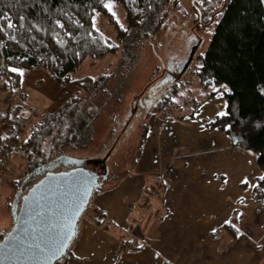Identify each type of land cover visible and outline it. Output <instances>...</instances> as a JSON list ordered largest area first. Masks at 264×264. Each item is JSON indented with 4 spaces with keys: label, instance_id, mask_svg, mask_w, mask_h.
Here are the masks:
<instances>
[{
    "label": "trees",
    "instance_id": "1",
    "mask_svg": "<svg viewBox=\"0 0 264 264\" xmlns=\"http://www.w3.org/2000/svg\"><path fill=\"white\" fill-rule=\"evenodd\" d=\"M111 0H0V79L2 90L21 89L22 70L43 68L49 71L61 86L79 90L55 112L46 116L31 129L23 142L27 168L17 201L49 170L61 171L76 166L75 159L85 166L100 165L102 182L94 190L92 200L110 179L108 160L119 138L136 121L138 111L131 110L122 121L116 139L110 141L105 154L94 163L92 157L67 153L77 147H88L94 133L97 110L84 107L79 93L85 91L88 100L103 94L109 76L73 78L87 58L103 59L117 54L118 47L94 24L96 14L105 16L117 29L119 37L127 31L107 7ZM125 9L129 27L153 25V33L161 35L166 29L169 2L179 0H114ZM221 18L216 32L202 56L196 75L203 88L225 85L226 115H217L207 126L230 136L232 144L257 155L262 175L253 187V196L264 207V8L261 0H228L217 10ZM214 13H212L213 15ZM11 24L12 27H8ZM62 25V27H61ZM18 69L20 71H12ZM177 85L169 95L156 101L154 107L173 102ZM109 100V96L107 100ZM86 103V102H85ZM86 105V104H85ZM198 106L194 102V107ZM148 109L145 116L148 115ZM117 121V120H115ZM111 129V138L114 136ZM121 135V136H120ZM86 138V139H85ZM92 200L90 204L92 203ZM89 204V206H90ZM88 206V208H89ZM87 208V209H88ZM235 219L225 224L227 230L238 234ZM1 234V233H0ZM5 232L2 234V238ZM1 238V239H2ZM0 239V240H1ZM65 255L55 264H65Z\"/></svg>",
    "mask_w": 264,
    "mask_h": 264
},
{
    "label": "rangeland",
    "instance_id": "2",
    "mask_svg": "<svg viewBox=\"0 0 264 264\" xmlns=\"http://www.w3.org/2000/svg\"><path fill=\"white\" fill-rule=\"evenodd\" d=\"M227 2L228 0H179L177 4L169 2L165 5V8L170 10L166 21L167 29L161 35L153 33V25L140 28L129 27L126 23L124 7L114 0L109 1L107 7L115 16L117 22L125 28L127 36L119 37L117 29L105 16L99 13L95 15V27L104 32L113 45H117L118 52L115 55L110 54L98 60L87 58L81 67L71 73L73 78L96 77L104 74L110 76L102 90L103 94L97 95L96 99L88 100L85 91L79 93L83 101L86 102L83 106L86 108L90 105V108L97 110L99 116L94 122V133L88 147L72 148L67 153L92 157L94 163L96 161L98 164V160L101 158L97 157L105 154L106 147L109 146V139H111L110 141L116 139L115 133L121 130L122 121L126 118V115L133 109L138 111L136 121L132 123L127 133L120 135L119 142L111 152V157L108 160L110 179L106 186L100 189L99 193L117 188L118 184L126 183V178L131 174H136L141 165V169L148 170L147 164L151 165L149 161L151 154L146 153L144 155L143 148L148 145L147 150L155 149L150 142L151 138L147 137L150 116L156 113L154 109L157 108H153V106L162 96L171 94L176 85L180 92L183 90L184 96L191 94L192 81H195L196 78L194 71L202 63V56L208 49L220 22L221 14L217 10L224 8ZM212 13L214 14L212 15ZM21 73V89L2 90L3 80L0 79V123H6L5 136L14 137L13 152L16 143L22 142L23 144L29 138L31 129L35 124L40 123L46 116L55 112L79 90L77 87L59 85L53 75L43 68L22 70ZM108 96L109 100L106 101ZM64 98H66L65 101ZM170 107L168 105L158 107L159 111H162V119L174 118L171 116L173 112L171 113ZM150 108L151 111L146 119L145 112ZM179 116L176 115V117ZM20 123H22V126H20ZM113 126L114 136L111 138L110 132ZM27 130H29V133H27ZM19 137H22V139ZM23 137H26L25 140ZM252 154L255 153L252 152ZM7 161L9 162V160ZM101 164L100 162L96 166ZM254 168L257 170L256 167ZM8 172H10L9 169L6 175H8ZM160 172L159 169L154 170L147 177L145 176L147 186L151 184L150 188L152 189L143 190L144 199L138 202L140 208L136 211L135 223L133 222V226H135L129 230L127 235L118 233L115 237L114 246L117 252L122 253L125 251V247H127L125 245L127 243L126 238L130 236L131 239H136L137 244L142 241L140 234L136 238L133 237V234H135V230L143 228L144 221L150 218L154 201L164 194L165 186L163 188L161 185L164 178L159 174ZM253 174L254 171L247 174L249 177L245 178L248 183L245 184L246 188L242 187L249 202L252 198L257 201L253 196V187H251V183L256 179L253 178ZM6 175H3L0 179L6 178ZM155 175L157 176L155 177ZM153 176L155 178L152 180L151 177ZM149 180H152L153 183L157 181V183L153 184L151 182L149 184ZM134 181H138V178L134 177ZM18 189L21 190V186ZM10 195L4 192L0 196V239L3 232L6 234L14 224L12 217L14 198L13 195ZM131 206L132 203H129V209H131ZM249 210H254L256 213V218H249L248 220V235L250 237L255 236V238L237 239L238 242H235L236 240L229 234L225 235L226 239L219 240L221 248L216 250L219 254L216 251L213 253L217 257L224 258L223 253L225 251L236 249L237 254L231 251V254L234 255L225 256L226 261L224 263L217 261L216 264H264V207H257L256 209L249 206ZM81 219L86 220V222L93 221L105 228L110 224L108 215L98 205L94 204L93 200ZM251 220L254 222L252 228L250 227ZM186 224H180V227H186ZM235 224L238 228L236 219ZM215 235L213 234V237ZM76 240L77 237L69 247L70 250ZM203 246L201 244L200 248L195 249V256L198 257L195 264H212L215 255L201 254Z\"/></svg>",
    "mask_w": 264,
    "mask_h": 264
},
{
    "label": "crops",
    "instance_id": "3",
    "mask_svg": "<svg viewBox=\"0 0 264 264\" xmlns=\"http://www.w3.org/2000/svg\"><path fill=\"white\" fill-rule=\"evenodd\" d=\"M191 87L189 96H184L183 90L178 89L173 102L167 104L171 106L173 119H162V111L160 113L158 107L154 109L156 113L148 121L147 137L151 138L155 149L147 150L148 145L143 148L144 155L151 154V165L147 164L148 170L141 169V165L136 174L126 178V183L96 194L93 202L108 215L110 224L105 228L81 219L77 240L65 264H195L198 258L195 249L201 244L204 245L201 254L215 255L212 264L224 263L225 256L237 254L236 249L225 251L224 258L213 253L220 250L219 240L226 239L225 235L229 234L235 242L255 238L248 235V220L256 218L255 211L249 210V206L256 209L262 206L253 198L249 202L242 187L246 188L250 172L254 171L253 178L256 179L262 175L257 155L234 146L229 135L207 126L218 113L225 112L227 86L205 89L196 75ZM194 102L198 103L196 108ZM26 168L25 152L19 142L9 158L10 172L0 179V196L7 192L13 195L14 202L17 201L20 193L17 184ZM152 169L161 171L164 194L154 201L150 218L144 221L143 228L133 234L134 238L140 234L142 241L137 244L130 236L126 238L125 251L117 252L115 237L118 233L127 235L135 226L136 211L140 208L138 202L144 199L143 190L149 189L157 176L151 177L147 186L146 177L154 171ZM134 177L138 181H134ZM256 179L251 187L255 186ZM129 203H132L131 209ZM13 214L12 210V217ZM234 219L238 222L236 236L225 227ZM250 222L252 228L254 222ZM185 223L186 227H180ZM213 234L216 235L213 237ZM231 251L235 253L231 254Z\"/></svg>",
    "mask_w": 264,
    "mask_h": 264
},
{
    "label": "water",
    "instance_id": "4",
    "mask_svg": "<svg viewBox=\"0 0 264 264\" xmlns=\"http://www.w3.org/2000/svg\"><path fill=\"white\" fill-rule=\"evenodd\" d=\"M73 162L67 170L47 171L14 202L13 227L0 240V264H55L66 254L103 177L100 166Z\"/></svg>",
    "mask_w": 264,
    "mask_h": 264
},
{
    "label": "built area",
    "instance_id": "5",
    "mask_svg": "<svg viewBox=\"0 0 264 264\" xmlns=\"http://www.w3.org/2000/svg\"><path fill=\"white\" fill-rule=\"evenodd\" d=\"M6 123L2 122L0 123V137H1V141H0V177H2L3 175H6L7 170L9 169V162L7 160H9L13 149H14V144H13V138H11V136L9 137V135L5 136V132L4 130L6 129L5 127ZM16 138V137H15ZM18 138V137H17Z\"/></svg>",
    "mask_w": 264,
    "mask_h": 264
},
{
    "label": "snow or ice",
    "instance_id": "6",
    "mask_svg": "<svg viewBox=\"0 0 264 264\" xmlns=\"http://www.w3.org/2000/svg\"><path fill=\"white\" fill-rule=\"evenodd\" d=\"M109 7H110V5H109ZM8 27H12V25L9 24ZM61 27H62V25H61ZM12 71H20V70H18V69H12ZM21 74H22V73H21ZM218 114H219V115H226L227 113L221 112V113H218ZM261 179H264V177H262ZM69 239H71V237H69Z\"/></svg>",
    "mask_w": 264,
    "mask_h": 264
}]
</instances>
